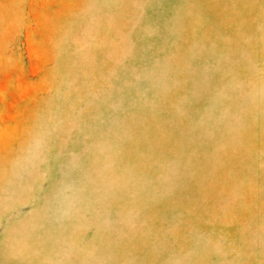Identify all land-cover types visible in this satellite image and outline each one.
<instances>
[{
  "label": "rangeland",
  "instance_id": "obj_1",
  "mask_svg": "<svg viewBox=\"0 0 264 264\" xmlns=\"http://www.w3.org/2000/svg\"><path fill=\"white\" fill-rule=\"evenodd\" d=\"M0 264H264V0H0Z\"/></svg>",
  "mask_w": 264,
  "mask_h": 264
}]
</instances>
